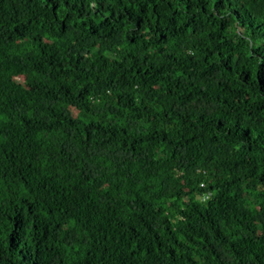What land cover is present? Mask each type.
<instances>
[{"label":"trees","instance_id":"1","mask_svg":"<svg viewBox=\"0 0 264 264\" xmlns=\"http://www.w3.org/2000/svg\"><path fill=\"white\" fill-rule=\"evenodd\" d=\"M0 264H264V0H0Z\"/></svg>","mask_w":264,"mask_h":264}]
</instances>
